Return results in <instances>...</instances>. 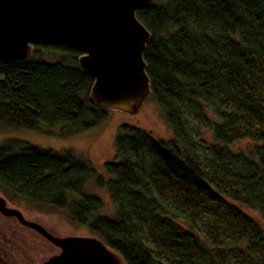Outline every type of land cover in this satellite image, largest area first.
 I'll return each mask as SVG.
<instances>
[{"label": "trees", "instance_id": "16d2710c", "mask_svg": "<svg viewBox=\"0 0 264 264\" xmlns=\"http://www.w3.org/2000/svg\"><path fill=\"white\" fill-rule=\"evenodd\" d=\"M137 16L152 34L146 71L174 137L121 126L105 163L111 178L96 176L115 215L98 213L102 200L84 191L95 170L70 150L1 142L0 190L11 202L63 210L127 264H264V228L242 208L264 219V0H153ZM44 50L58 56L43 59ZM80 55L35 45L28 59H0V129L69 138L101 123L107 110L88 99L94 77ZM243 139L259 144L228 147ZM25 229L33 232L0 214V264L51 254L30 261Z\"/></svg>", "mask_w": 264, "mask_h": 264}, {"label": "water", "instance_id": "95a60500", "mask_svg": "<svg viewBox=\"0 0 264 264\" xmlns=\"http://www.w3.org/2000/svg\"><path fill=\"white\" fill-rule=\"evenodd\" d=\"M151 1L0 0V59H28L35 45L77 49L79 65L94 77L89 101L105 110L136 113L153 93L144 59L152 34L137 16ZM0 214L59 248L41 264H127L101 238L55 234L1 194Z\"/></svg>", "mask_w": 264, "mask_h": 264}, {"label": "rangeland", "instance_id": "374dc122", "mask_svg": "<svg viewBox=\"0 0 264 264\" xmlns=\"http://www.w3.org/2000/svg\"><path fill=\"white\" fill-rule=\"evenodd\" d=\"M42 53L43 59L47 60H53L58 56L46 50ZM2 78L3 76L0 75V80ZM209 115L213 118L212 113H209ZM188 119L192 126H197L199 124L192 116H189ZM125 124L134 125L146 130L156 140H170L174 137L173 130L165 117L162 107L154 96H150L145 101L140 111L136 113H127L107 110L105 119L97 126L69 138L61 137L58 134L48 135L32 130L9 131L0 129V143L5 140L25 141L42 148H49L60 152L70 150L86 160H89L95 170V174L86 180L84 191L102 200L103 207L98 212L100 215L112 217L116 213V206L110 198L107 186H99L96 182V176H102L105 182L111 178V176L106 173L105 163L115 160V138L121 126ZM202 135L205 140L212 142V131L210 129H205ZM258 144V142L250 139H243L229 144L228 147L233 152L248 153ZM206 152L208 151L203 150V153ZM0 194L8 200L10 206L20 209L27 219L43 224L55 234L62 236H95L88 227L72 223L63 210L48 206L37 208L26 202H11L1 190ZM242 208L264 228V219L258 212L248 208L246 205H243ZM25 231V234H21V236L24 237V241H21V243L23 244V242H25L27 245L29 250L27 253L29 254L30 261L31 259L33 261H38L39 256L40 259H42V256L51 253L42 259L41 262H36L41 264L45 259L59 251V248L51 242L47 244L43 243L41 239L34 235L37 232L33 233L35 231L31 232L28 229H25Z\"/></svg>", "mask_w": 264, "mask_h": 264}, {"label": "flooded vegetation", "instance_id": "af4514ba", "mask_svg": "<svg viewBox=\"0 0 264 264\" xmlns=\"http://www.w3.org/2000/svg\"><path fill=\"white\" fill-rule=\"evenodd\" d=\"M9 218V217H8Z\"/></svg>", "mask_w": 264, "mask_h": 264}]
</instances>
